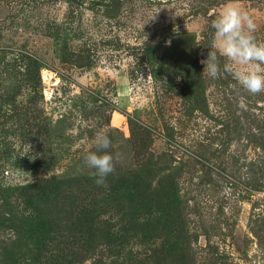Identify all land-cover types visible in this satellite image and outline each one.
<instances>
[{"label":"rangeland","instance_id":"374dc122","mask_svg":"<svg viewBox=\"0 0 264 264\" xmlns=\"http://www.w3.org/2000/svg\"><path fill=\"white\" fill-rule=\"evenodd\" d=\"M230 2L264 42V0H0V264H264V92L201 63Z\"/></svg>","mask_w":264,"mask_h":264},{"label":"clouds","instance_id":"9594fccd","mask_svg":"<svg viewBox=\"0 0 264 264\" xmlns=\"http://www.w3.org/2000/svg\"><path fill=\"white\" fill-rule=\"evenodd\" d=\"M214 29L215 51L210 50L202 60L204 71L212 79H217L221 72L229 73L249 93L264 92V42H258L254 36L256 24L251 16L235 3H228L212 21ZM219 53V56H218ZM226 59L223 69L219 61ZM111 140L105 130L96 133L93 144L96 151L84 156V163L95 178L98 186H104L108 175L115 171L121 154L108 151Z\"/></svg>","mask_w":264,"mask_h":264}]
</instances>
